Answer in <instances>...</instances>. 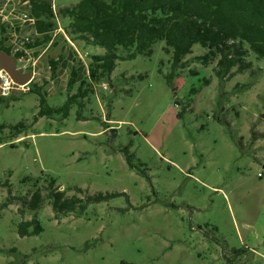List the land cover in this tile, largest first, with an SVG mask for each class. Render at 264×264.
<instances>
[{"label":"rangeland","instance_id":"obj_1","mask_svg":"<svg viewBox=\"0 0 264 264\" xmlns=\"http://www.w3.org/2000/svg\"><path fill=\"white\" fill-rule=\"evenodd\" d=\"M50 1L57 11L80 0ZM30 10L29 0H0V40L11 55L24 52L18 70L34 77L32 92L13 90L0 103V206L12 200L0 209V264H264V59L248 53L249 69L221 80L217 61L197 60L199 45L174 69L158 41L149 57L117 61L67 118L34 124L35 87L45 107L65 105L104 50L70 40L62 19L47 52L26 49L42 38ZM60 57L52 79L49 60ZM51 179L81 200L75 211L56 219L48 201L21 216L20 199ZM97 194L123 195L86 203ZM34 215L42 232L20 237Z\"/></svg>","mask_w":264,"mask_h":264},{"label":"trees","instance_id":"obj_2","mask_svg":"<svg viewBox=\"0 0 264 264\" xmlns=\"http://www.w3.org/2000/svg\"><path fill=\"white\" fill-rule=\"evenodd\" d=\"M29 5L35 20L32 28L42 38L27 44L26 49L49 43L57 29V21L62 19L67 20L64 32L70 40L104 50V54L91 56L88 76L79 83L77 93L68 96L65 105L45 107L46 95L41 93V87H35L34 91L40 96V109L34 124L42 117L58 119L62 116L60 121L67 118L71 102L87 97L88 93L94 92L96 83L109 79L117 61L132 60L138 55L149 57L152 46L158 41L165 43V53L171 54L174 69L183 67L184 58L192 53L194 45H199L206 53L197 60L203 65L217 61L215 74L221 80L248 70L250 65L245 62L248 53L257 60L264 59V0H80L57 11L50 0H29ZM0 31L3 36L5 28L1 26ZM5 39L4 36L0 40V51L11 54V49L4 46ZM12 56L17 60L23 56V51ZM62 58L49 60L52 79ZM234 68L235 72L232 71ZM77 79L78 73L73 67L67 82L69 93ZM3 99L0 97V103ZM5 128L0 126V131ZM24 128L23 123H18L10 130L18 135ZM34 187L29 200L13 198L21 203L18 210L21 216L27 212L36 214L43 203L49 201L58 219L75 211L81 202L76 198L66 199L64 191L55 187L52 179L48 186L38 187L36 181ZM121 195L97 194L89 197L86 203L96 204ZM10 202L11 199L1 204L0 209ZM41 232L35 215L18 226L20 237Z\"/></svg>","mask_w":264,"mask_h":264},{"label":"water","instance_id":"obj_3","mask_svg":"<svg viewBox=\"0 0 264 264\" xmlns=\"http://www.w3.org/2000/svg\"><path fill=\"white\" fill-rule=\"evenodd\" d=\"M0 70L5 71L16 85L25 86L30 83L31 75L20 72L15 58L4 51H0Z\"/></svg>","mask_w":264,"mask_h":264},{"label":"built area","instance_id":"obj_4","mask_svg":"<svg viewBox=\"0 0 264 264\" xmlns=\"http://www.w3.org/2000/svg\"><path fill=\"white\" fill-rule=\"evenodd\" d=\"M30 22L32 23L31 25L34 24L32 19L30 20ZM27 85L25 86L16 85L5 71L0 70V89H1L0 94L2 97L6 98L13 90L27 91L29 90Z\"/></svg>","mask_w":264,"mask_h":264},{"label":"crops","instance_id":"obj_5","mask_svg":"<svg viewBox=\"0 0 264 264\" xmlns=\"http://www.w3.org/2000/svg\"><path fill=\"white\" fill-rule=\"evenodd\" d=\"M36 35V37H42L41 35H38V34H35ZM55 33L53 32V34H52V36H51V40H50V42L49 43H47V44H45L46 46H45V51H43L42 52V54L41 55H43L45 52H47L48 50H49V48H50V46L53 44V41H54V38H55ZM24 53V52H23ZM40 55V57L38 58V60H36L37 62H39V60H40V58L42 57ZM16 64H17V61H16ZM73 68V67H72ZM75 68V67H74ZM17 69H18V67H17ZM76 69V68H75ZM72 70V69H71ZM76 71H77V69H76ZM21 72V71H20ZM22 73H29V72H22ZM30 75H31V77H30V82L31 81H33V79H34V77H33V75L31 74V73H29Z\"/></svg>","mask_w":264,"mask_h":264}]
</instances>
